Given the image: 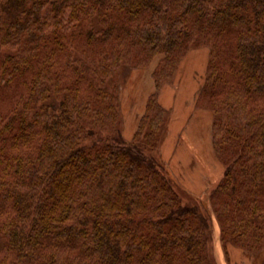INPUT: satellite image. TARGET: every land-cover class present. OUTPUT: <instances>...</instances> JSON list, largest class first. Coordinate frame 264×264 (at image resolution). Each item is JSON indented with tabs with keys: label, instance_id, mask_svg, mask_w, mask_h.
<instances>
[{
	"label": "trees",
	"instance_id": "1",
	"mask_svg": "<svg viewBox=\"0 0 264 264\" xmlns=\"http://www.w3.org/2000/svg\"><path fill=\"white\" fill-rule=\"evenodd\" d=\"M201 47L223 166L205 199L159 155V91ZM156 56L126 141L121 69ZM212 233L264 252V0H0V264H213Z\"/></svg>",
	"mask_w": 264,
	"mask_h": 264
},
{
	"label": "rangeland",
	"instance_id": "2",
	"mask_svg": "<svg viewBox=\"0 0 264 264\" xmlns=\"http://www.w3.org/2000/svg\"><path fill=\"white\" fill-rule=\"evenodd\" d=\"M208 55L207 47L188 52L178 71V77L176 76L175 79L177 88L174 86L170 88L175 91L174 89L180 87L176 100V95L168 86L169 93L172 94L169 105H167L170 107H163L159 100L160 105L170 112L166 134L159 149L161 161L169 169L171 168L174 174H177L178 179L177 177L174 179L179 185L185 187L186 191L195 189L196 196L204 197V199L219 180L214 182V175L217 176L220 173L222 175L223 172V166L214 156L210 143L211 115L207 111L196 109L194 105L196 94L205 79ZM159 58L160 56H156L145 69H133L127 66L121 69L120 125L121 128L124 123L127 126L123 134L126 141L132 139L143 113L146 101L142 107L141 96L150 86L151 72ZM151 85L154 86L153 80ZM190 95L194 98L193 105L187 104L188 99H185ZM130 124L131 127L133 125V131L130 129ZM183 194L188 197L185 192ZM233 249L238 253L240 251V255L234 253ZM226 252L227 256L224 254L219 238L212 233L211 259L213 264H264V253L260 256L259 254L251 256L231 245L228 246Z\"/></svg>",
	"mask_w": 264,
	"mask_h": 264
},
{
	"label": "crops",
	"instance_id": "3",
	"mask_svg": "<svg viewBox=\"0 0 264 264\" xmlns=\"http://www.w3.org/2000/svg\"><path fill=\"white\" fill-rule=\"evenodd\" d=\"M187 57V56H186ZM185 57V58H186ZM180 67H181V65H180ZM179 70H180V68H179ZM178 75V74H177ZM178 77V76H177ZM151 82H152V80H150V86H148V89H146V91L144 92V94H142V96H141V101H142V107H144L143 106V103H144V101H146L147 100V98H148V96L150 95V93L154 90V86L153 85H151ZM177 82V81H176ZM176 85H178L177 83H176ZM169 87V89L171 88V86H174V87H176L177 88V86H175V82L172 84V85H165V86H163L162 87V89L160 90V94H159V100H160V102H161V104H162V106L163 107H170V106H167V105H169V101H170V99H171V93H169V89H168V87ZM179 86V85H178ZM180 87H178V89H174L175 91H173V90H171L172 92H174V95H176V97H175V100H176V98H177V95H179V89ZM193 95V94H192ZM192 95H190V96H188V97H186L185 99H188V101H187V104L188 103H190V104H192L193 105V102H194V98H192ZM171 103V102H170ZM182 105H183V103H182ZM141 109V108H140ZM127 126H126V124L124 123L123 124V127H122V134H124V128H126ZM130 129H131V131H133V125H132V127H131V124H130ZM126 139H128V138H126ZM128 141V140H127ZM168 169H169V167H168ZM171 170V171H170ZM169 171H170V173L173 175V177H177V174H174L173 172H172V169L170 168L169 169ZM220 175H221V173L218 175L217 174V176L216 175H214V177H213V181L214 182H216V180H218L219 179V177H220ZM204 176V178H207L205 175H203ZM177 179H178V177H177ZM181 185V184H180ZM182 186V185H181ZM183 187V186H182ZM184 189H185V187H183ZM191 195H194V196H196V194L195 193H197V191L195 190V189H192V191L190 190H187ZM234 250V249H233ZM234 253H236V254H238V255H240V251H239V253L236 251V250H234ZM264 253V252H263ZM262 253V254H263Z\"/></svg>",
	"mask_w": 264,
	"mask_h": 264
}]
</instances>
